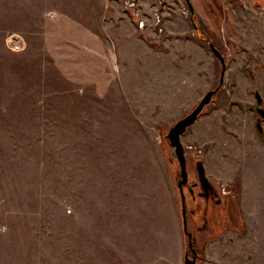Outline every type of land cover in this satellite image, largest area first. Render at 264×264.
<instances>
[{
    "label": "rangeland",
    "instance_id": "1",
    "mask_svg": "<svg viewBox=\"0 0 264 264\" xmlns=\"http://www.w3.org/2000/svg\"><path fill=\"white\" fill-rule=\"evenodd\" d=\"M110 1L104 56L79 71L46 47L50 1L0 0V264H76L78 244L80 264H177L179 198L186 224L200 185L178 195L168 129L214 88L180 136L192 171L206 152L214 166L235 106L264 128V13L240 0H189L192 13L186 0Z\"/></svg>",
    "mask_w": 264,
    "mask_h": 264
},
{
    "label": "crops",
    "instance_id": "2",
    "mask_svg": "<svg viewBox=\"0 0 264 264\" xmlns=\"http://www.w3.org/2000/svg\"><path fill=\"white\" fill-rule=\"evenodd\" d=\"M47 1L50 9H43L41 14L57 15L53 20L46 18L43 23V30L48 32L49 52L54 53L52 49L58 48V53L66 58L64 62H71L75 67L91 62V54L104 56L103 47L108 44L113 22L110 0ZM240 1L243 6L264 13V0ZM56 30L60 33L54 35L58 43L53 47L49 36ZM80 67L76 68L81 71ZM232 110L238 118L221 120V139L217 142L219 152L214 166H210L206 152L201 166L192 171L186 169L187 181L191 186L199 184L200 188L190 189L188 193L186 224L179 198L180 211L173 224L177 264H264V128L255 123V116L253 121L247 119L243 123L242 113H252L250 106L244 112L236 106ZM198 142L204 145V136ZM223 188L232 193L233 201L227 203L232 217L225 216ZM227 222L230 225H225ZM185 230L190 234L191 248L187 245ZM79 255L78 244L76 264H80Z\"/></svg>",
    "mask_w": 264,
    "mask_h": 264
},
{
    "label": "water",
    "instance_id": "3",
    "mask_svg": "<svg viewBox=\"0 0 264 264\" xmlns=\"http://www.w3.org/2000/svg\"><path fill=\"white\" fill-rule=\"evenodd\" d=\"M186 2L189 8V11L192 13L193 9H192L191 4L189 3V0H186ZM192 26L195 27V24L193 22H192ZM209 48L212 51L213 55L216 57V59L220 63L221 71L219 75V83H221L223 81V73H224V68H225L223 55L211 43L209 44ZM213 92H214V88L207 90L202 95V97L198 100L195 106L184 116L180 117L167 131V138H168L170 146L173 147V151H174V154H175L178 166H179V171H180V179L177 181L178 190L181 189V185L187 180L186 160H185L184 148L180 140V136L185 132L187 127L190 126L194 122V120L199 115L203 107L210 102ZM256 99H257V102H260L261 100L257 93H256ZM256 111L260 114L262 118H264V108L257 107ZM180 203L183 208V197H180ZM187 235H188L187 245L189 248H191L190 234L187 233Z\"/></svg>",
    "mask_w": 264,
    "mask_h": 264
},
{
    "label": "built area",
    "instance_id": "4",
    "mask_svg": "<svg viewBox=\"0 0 264 264\" xmlns=\"http://www.w3.org/2000/svg\"><path fill=\"white\" fill-rule=\"evenodd\" d=\"M9 42L10 48L13 50H16L20 47L19 39L16 36L12 37Z\"/></svg>",
    "mask_w": 264,
    "mask_h": 264
},
{
    "label": "flooded vegetation",
    "instance_id": "5",
    "mask_svg": "<svg viewBox=\"0 0 264 264\" xmlns=\"http://www.w3.org/2000/svg\"><path fill=\"white\" fill-rule=\"evenodd\" d=\"M258 107H259V106H258ZM256 108H257V107L255 106V109H256ZM262 119H264V118H262ZM257 127H258V130H259V129H260V126L257 125ZM190 250H191V249H190ZM192 252H193V250H192Z\"/></svg>",
    "mask_w": 264,
    "mask_h": 264
},
{
    "label": "trees",
    "instance_id": "6",
    "mask_svg": "<svg viewBox=\"0 0 264 264\" xmlns=\"http://www.w3.org/2000/svg\"><path fill=\"white\" fill-rule=\"evenodd\" d=\"M259 132H261V129H259Z\"/></svg>",
    "mask_w": 264,
    "mask_h": 264
}]
</instances>
